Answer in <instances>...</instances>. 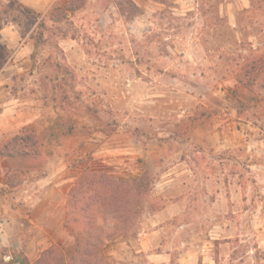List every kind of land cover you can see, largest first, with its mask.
Listing matches in <instances>:
<instances>
[{
    "label": "rangeland",
    "instance_id": "1",
    "mask_svg": "<svg viewBox=\"0 0 264 264\" xmlns=\"http://www.w3.org/2000/svg\"><path fill=\"white\" fill-rule=\"evenodd\" d=\"M248 59L251 88L236 77ZM263 86L264 0H60L43 11L0 0V114L41 142L37 155L8 156L18 133L0 138L4 204L22 213L3 209L4 230L29 241L17 198L64 163L76 177L67 226L94 218L81 251L72 230L74 242L64 235L36 259L0 245V264L6 253L76 264L84 250L86 264H264ZM97 169L139 197L124 219L108 205L83 212L85 194L72 202Z\"/></svg>",
    "mask_w": 264,
    "mask_h": 264
},
{
    "label": "crops",
    "instance_id": "2",
    "mask_svg": "<svg viewBox=\"0 0 264 264\" xmlns=\"http://www.w3.org/2000/svg\"><path fill=\"white\" fill-rule=\"evenodd\" d=\"M16 1L29 9L43 11L51 9L60 0ZM3 111L0 114V138L15 135L18 133V129L25 125L24 122H17V118L14 117L11 120H4L7 112H5V108ZM7 123L8 125H6ZM8 170L9 166L6 163H0L1 174L6 173ZM75 181L76 177L69 174L65 163L45 176L26 181L24 194L17 199L21 203L20 206L25 208L26 218L31 223L30 230L34 233L32 236H28L29 241L24 242L20 235L22 230L15 228L12 233H6L4 230L2 221L6 222L7 220L3 218L5 211L6 213L17 212L21 217L22 213L20 208L12 210L5 205V202H9L12 197L1 193V187H7L8 184L0 178V245L13 251L24 252L28 257L32 256L30 254L32 250H36V257L34 258L36 259L41 251L48 249L53 243L57 244L59 238L64 235L74 242L72 229L67 226L66 219L69 212L67 198Z\"/></svg>",
    "mask_w": 264,
    "mask_h": 264
},
{
    "label": "trees",
    "instance_id": "3",
    "mask_svg": "<svg viewBox=\"0 0 264 264\" xmlns=\"http://www.w3.org/2000/svg\"><path fill=\"white\" fill-rule=\"evenodd\" d=\"M256 66L254 65L253 60H246L245 63L241 66L240 72L237 74V82L242 84L244 87L251 88L250 82L254 81L252 85L257 84V73ZM259 80V79H258ZM262 86V84H261ZM264 87V86H263ZM23 130V129H22ZM15 135L13 138L17 141L16 146L14 147V153L9 152L8 156L13 154H19L21 156L37 155L41 147V142L37 135L33 132L23 134L22 131ZM25 130V129H24ZM87 169V167H86ZM119 181L120 179L117 178ZM116 179V181H117ZM121 190V191H120ZM117 189L112 185L111 180L104 176L102 172L97 170H91L90 174H85L80 177V180L77 182V187L74 191V195L71 196L72 202L74 204L81 203L82 200L77 198L78 195L85 194L86 201H84L80 208L83 212L89 210L91 207L95 209L105 208L109 206L111 209V214H114L115 218L119 220L120 217H126L127 208L131 204L129 198H135L134 205L139 203V197H136V194L133 193V197L129 194L126 196V189ZM107 191V192H106ZM131 199V200H132ZM129 204V205H128ZM126 210V211H125ZM130 211V208H129ZM129 219H131L129 217ZM94 218L88 215H81V217H73L70 222L80 223L82 228L80 230H73L76 234V245L77 249L85 248L86 246H91L90 239L92 233H90V226H92ZM82 246V248H81ZM76 250V251H79ZM81 251V250H80ZM88 251H82L79 262L76 264H86V260L82 259V256L87 258ZM72 258H69L71 260ZM84 260V261H83Z\"/></svg>",
    "mask_w": 264,
    "mask_h": 264
},
{
    "label": "built area",
    "instance_id": "4",
    "mask_svg": "<svg viewBox=\"0 0 264 264\" xmlns=\"http://www.w3.org/2000/svg\"><path fill=\"white\" fill-rule=\"evenodd\" d=\"M4 264H24V262L12 253H6L2 257Z\"/></svg>",
    "mask_w": 264,
    "mask_h": 264
}]
</instances>
